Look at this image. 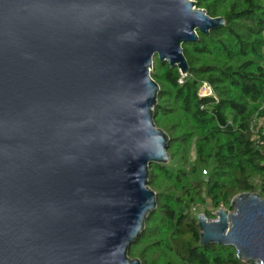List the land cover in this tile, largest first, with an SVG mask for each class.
I'll list each match as a JSON object with an SVG mask.
<instances>
[{
	"label": "water",
	"instance_id": "95a60500",
	"mask_svg": "<svg viewBox=\"0 0 264 264\" xmlns=\"http://www.w3.org/2000/svg\"><path fill=\"white\" fill-rule=\"evenodd\" d=\"M225 25L195 0H0V264H143L130 256L168 164L155 60ZM201 245L264 264V198L235 196Z\"/></svg>",
	"mask_w": 264,
	"mask_h": 264
},
{
	"label": "trees",
	"instance_id": "16d2710c",
	"mask_svg": "<svg viewBox=\"0 0 264 264\" xmlns=\"http://www.w3.org/2000/svg\"><path fill=\"white\" fill-rule=\"evenodd\" d=\"M195 1L225 25L183 45L187 74L155 60L171 160L151 165L158 207L130 248L143 264H246L232 247L201 245L198 210L213 218L209 208L230 209L241 193L264 198V0Z\"/></svg>",
	"mask_w": 264,
	"mask_h": 264
},
{
	"label": "built area",
	"instance_id": "2783aa9c",
	"mask_svg": "<svg viewBox=\"0 0 264 264\" xmlns=\"http://www.w3.org/2000/svg\"><path fill=\"white\" fill-rule=\"evenodd\" d=\"M200 95L201 96H212L213 95V89H212V87L208 84V83H204L202 86H201V88H200ZM222 208H225L224 206H221L220 208H218V209H210L209 208V210H211V212H212V214H213V218H215L216 217V213H217V211L219 210V209H222ZM213 218H211V219H213Z\"/></svg>",
	"mask_w": 264,
	"mask_h": 264
},
{
	"label": "rangeland",
	"instance_id": "374dc122",
	"mask_svg": "<svg viewBox=\"0 0 264 264\" xmlns=\"http://www.w3.org/2000/svg\"><path fill=\"white\" fill-rule=\"evenodd\" d=\"M201 212H204V208L198 210V213H201Z\"/></svg>",
	"mask_w": 264,
	"mask_h": 264
}]
</instances>
